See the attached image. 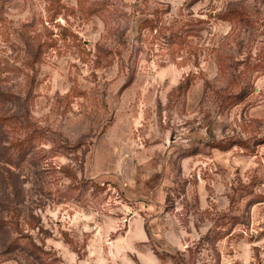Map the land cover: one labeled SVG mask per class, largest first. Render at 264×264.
I'll return each mask as SVG.
<instances>
[{
  "label": "rangeland",
  "instance_id": "374dc122",
  "mask_svg": "<svg viewBox=\"0 0 264 264\" xmlns=\"http://www.w3.org/2000/svg\"><path fill=\"white\" fill-rule=\"evenodd\" d=\"M0 264H264V0H0Z\"/></svg>",
  "mask_w": 264,
  "mask_h": 264
}]
</instances>
